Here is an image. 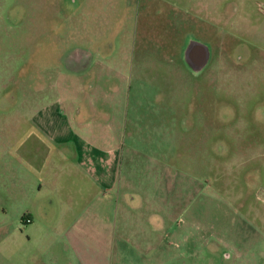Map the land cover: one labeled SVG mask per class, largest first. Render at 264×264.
Returning a JSON list of instances; mask_svg holds the SVG:
<instances>
[{"label": "rangeland", "instance_id": "374dc122", "mask_svg": "<svg viewBox=\"0 0 264 264\" xmlns=\"http://www.w3.org/2000/svg\"><path fill=\"white\" fill-rule=\"evenodd\" d=\"M263 9L264 0H0V264H34L28 253L77 263L68 244L52 245L50 223L32 240L20 231L30 210L56 217L66 193L81 202L93 181L76 157L93 147L119 155L120 203L105 210L110 264H264ZM195 43L215 55L197 77L180 58ZM220 47L250 64L216 77ZM88 54L113 59L90 65ZM18 246L27 255L5 251Z\"/></svg>", "mask_w": 264, "mask_h": 264}, {"label": "crops", "instance_id": "0c3cea01", "mask_svg": "<svg viewBox=\"0 0 264 264\" xmlns=\"http://www.w3.org/2000/svg\"><path fill=\"white\" fill-rule=\"evenodd\" d=\"M112 59V57H105L102 60L94 59L91 55L89 62L90 65L95 63L101 64L104 62L109 63ZM57 127L60 137H64L66 132H63L60 125H57ZM61 133L63 136H61ZM66 139L69 138L67 137ZM82 150L83 152L76 157V165L80 167V170L84 172V175H87V177L93 181V184L91 185L88 183L89 185L87 186H85V184L84 186H80L78 199H81V202L77 203L74 200L75 198L77 199V194L74 196L73 194L69 193L68 195L66 193L65 198L63 199V201L66 202L60 205V214L56 217L51 214L41 216L40 213H35L34 209L30 210L28 211L25 219L27 221L30 220L31 222L27 224L32 226L28 227L25 232H20L21 234H28L29 240H32L37 236L35 230L33 229L34 226H36L37 230V224L50 223V226L53 227L54 236H57L55 239H52V245H56L59 241L61 243L68 244L74 254L78 255L76 264H110L107 256L111 253L112 249L115 248L116 241L113 233V218L111 219L109 216H105V210L108 208L107 205L109 206L113 204L117 209L120 203L117 196H115L114 193H111L114 191L115 187V185H112V182L114 181V177L117 176L116 170L118 168L119 155L117 152L113 151H109L107 155L106 153L101 152L98 148L95 149L94 147L89 150ZM106 160H109V162L114 160V163L108 167L106 166L108 164V161ZM57 189L58 187L55 186L54 191H57ZM90 189L94 191V197L88 201V198L91 195H89ZM38 191L41 193L43 191V187H41ZM59 191H61V196H64L62 192L67 190L62 187ZM126 196L128 205L136 206L137 198L131 195ZM46 210H49V207H46ZM122 221L123 219L121 220V223ZM117 222L120 224L119 219H117L116 223ZM19 236V231H14L9 232L6 238L9 241V239H16ZM13 247L17 246L15 245ZM13 247H8L5 250L7 254L11 253L20 256L24 253L23 255H27L26 250L21 254L20 246H18L17 250ZM52 247L47 250L48 256L55 254L54 251H52ZM36 254L37 253H32V255H30L28 253L30 257L33 256L31 262L34 264H42L43 257L37 256L35 261ZM17 260L19 264L21 257H18ZM6 261L11 264V256H9V259ZM54 261L57 264L59 259L55 258Z\"/></svg>", "mask_w": 264, "mask_h": 264}, {"label": "flooded vegetation", "instance_id": "af4514ba", "mask_svg": "<svg viewBox=\"0 0 264 264\" xmlns=\"http://www.w3.org/2000/svg\"><path fill=\"white\" fill-rule=\"evenodd\" d=\"M264 10V9H263ZM264 13V12H263ZM238 31V30H237ZM240 31V30H239ZM239 33V32H237ZM235 36V34H234ZM212 52V53H211ZM219 55H217L216 63H218V66H220V71L217 70L216 77L220 76H226L227 78H233L238 72L233 71V68L236 64H250V62H241L240 58L237 56V58H234L236 55L231 50H227L224 47H220L218 50ZM231 52V53H230ZM77 58V62L83 61V58L81 57V54H79ZM89 60L91 58V54L87 55ZM213 49L211 44H202V43H195L194 45H191L188 53L186 51L183 53V56H181V60L185 63L187 60L192 65V72L195 74V77L197 76H203L206 74L207 69L211 68L212 64L215 61ZM89 62V61H88ZM217 66V67H218ZM86 69V68H84ZM85 72V70H83ZM79 75L83 73H78ZM75 75V74H74ZM30 220H24V223H29ZM227 257L232 258V254H228V252L225 254Z\"/></svg>", "mask_w": 264, "mask_h": 264}]
</instances>
